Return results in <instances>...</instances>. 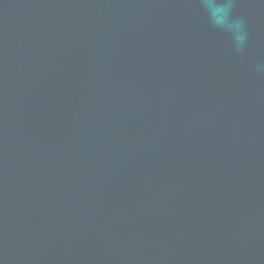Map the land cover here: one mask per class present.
<instances>
[{"label": "water", "instance_id": "1", "mask_svg": "<svg viewBox=\"0 0 264 264\" xmlns=\"http://www.w3.org/2000/svg\"><path fill=\"white\" fill-rule=\"evenodd\" d=\"M242 54L197 0H0V264H264V2Z\"/></svg>", "mask_w": 264, "mask_h": 264}, {"label": "clouds", "instance_id": "2", "mask_svg": "<svg viewBox=\"0 0 264 264\" xmlns=\"http://www.w3.org/2000/svg\"><path fill=\"white\" fill-rule=\"evenodd\" d=\"M237 2L238 0H197L211 26L228 33L232 39L234 52L240 55L245 49L248 33L245 18L233 15ZM256 71L264 73V61L257 63Z\"/></svg>", "mask_w": 264, "mask_h": 264}]
</instances>
